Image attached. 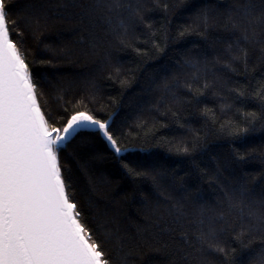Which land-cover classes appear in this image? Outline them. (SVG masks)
Here are the masks:
<instances>
[{"label":"trees","instance_id":"trees-1","mask_svg":"<svg viewBox=\"0 0 264 264\" xmlns=\"http://www.w3.org/2000/svg\"><path fill=\"white\" fill-rule=\"evenodd\" d=\"M9 2L56 5L69 0ZM75 2L88 5L96 0ZM119 3L120 8H113L111 13H96L95 24L85 26L83 35L91 32L95 36V48L89 46V40L82 41L80 32H74L79 25L56 19L49 22L39 40L27 36L24 48L31 69L48 76L50 86L45 89L48 95L40 102L48 105L45 110L52 112L56 126L62 127L66 123L64 117L78 107L76 102L94 90L95 102L89 106L101 118L119 113L114 128L122 140L121 146L131 142L143 148L122 154L137 167L140 176L129 175L110 146L99 137L90 138V149L84 147L83 137H77L61 154L65 174L71 179L70 194L83 209L87 225L101 241L110 264H120L122 241L109 234L108 220L112 221V231L119 229L120 233L135 235L136 226L153 215L158 198L159 211L167 212L165 196L170 197L169 204L183 197V208L191 222L201 218V205L205 208V219L215 217L222 200L219 185L213 187L208 174H214L218 166L226 169L223 178L230 184L235 183L230 173L237 178L251 177L248 179L251 200L246 199V210L261 209L264 201L261 175L264 120L259 115L261 101L253 95L264 91V30L256 27L253 31L250 27L245 40L243 32L233 33L229 21L230 9L251 4L258 13L264 7L262 0H158V4L155 0H119ZM164 4L170 6L169 11L164 10ZM137 6L155 30L151 43H145L152 39L151 32L133 15ZM203 9L207 10V25L201 22L198 30L178 37V30L196 20V13ZM109 16L110 24L105 22ZM121 19L129 25L126 44H121L115 35L122 31ZM165 29L170 37L167 41ZM157 44L162 51L156 50ZM237 47L247 50V70L242 57L234 58ZM137 48L145 51L137 52ZM188 60L196 62V67L188 64ZM165 81L171 91L164 87ZM177 81L179 85L173 87ZM90 82H94V89ZM237 89L246 93L243 102L236 99ZM57 90H63L64 99L72 101L67 105L68 113L59 107ZM252 112L256 113L255 121L248 125L249 131L243 138L221 131V126L230 122L244 127L242 115ZM192 157L200 165L198 170L193 167ZM157 184L163 193L157 190ZM240 223L233 213L227 225L217 221L215 227L218 231L226 229L220 233V239L231 245L230 254L247 261L250 252L259 250L261 233L251 232L244 247L233 239V232L240 231ZM232 248L236 251L232 252ZM149 256L157 264H169L170 258L163 252ZM199 257L200 253H195L189 264H199ZM222 259L210 252L207 264H222Z\"/></svg>","mask_w":264,"mask_h":264},{"label":"snow or ice","instance_id":"snow-or-ice-1","mask_svg":"<svg viewBox=\"0 0 264 264\" xmlns=\"http://www.w3.org/2000/svg\"><path fill=\"white\" fill-rule=\"evenodd\" d=\"M155 2L158 4V0ZM120 7L119 0H96L88 5L78 4L75 0L56 5L12 4L9 0H0V264H110V257L104 252L101 241L95 238L96 233L87 225L83 209L75 196L70 194L71 179L65 174L67 169L61 154L66 153L77 137H83L84 147L89 149L92 143L90 138L99 137L110 146L129 175L140 176L137 167L122 154L143 148L131 142L121 146L122 140L114 128L119 113H109L107 119L101 118L89 106L95 102L94 90L89 92L87 98L81 97L76 102L78 107L64 117L66 123L62 127L56 126L52 122V112L45 110L48 105L40 102L48 95L45 90L50 86L48 76L31 69L24 48L27 36L39 40L53 19L68 20L79 25L74 32H80L82 41L89 40V46L95 48V36L91 32L83 35L85 26L95 24L96 13H111L113 8ZM163 7L166 12L170 10L168 4ZM77 8L79 12L73 11ZM133 15L139 17L151 32L152 39L145 41L151 43L156 33L151 23L145 21L140 6L135 8ZM196 17L191 24L178 30V37L198 30L201 22L207 25L206 9L198 11ZM229 21L233 33L241 31L247 40L250 27L253 31L256 27L264 30V7L258 13L251 4L230 9ZM105 22L111 23L110 16ZM119 27L122 31L115 35L121 44H126L129 25L121 19ZM164 38L165 41L170 38L167 29ZM155 48L162 51L158 44ZM135 50L145 51L139 48ZM247 55V50L240 47L234 52V58L244 59L246 70ZM186 62L196 67V62ZM90 84L94 89V82ZM178 85L179 81L173 87ZM164 87L172 90L166 81ZM236 91V99L243 102L246 93L239 89ZM57 93L59 107L68 113L67 105L72 101L64 99L63 90H57ZM253 95L261 101L259 115L264 120V91H257ZM255 118V112L244 113L241 117L246 121L244 127L230 122L222 125L221 131L243 138L249 131L248 125L254 123ZM184 151L187 154L188 150ZM192 163L195 169L200 168L195 157H192ZM223 170L218 166L214 174H208L211 185H219L222 200L215 217L205 219V208L201 205V218L191 222L183 208L184 198L169 204L170 197L165 196L163 203L167 205V212L159 211L161 201L158 198L153 215L136 226L135 235L120 233L119 229L112 231V221H106L109 234L122 241L120 264H157L149 256L153 252H163L170 258L169 264H189L195 253H200L199 264H207L210 252L219 254L223 258L222 264H264V201L261 202V209L248 207L246 210L245 201L251 200L248 187L251 177L237 178L230 173L235 180L230 184L223 178ZM261 175L264 178V173ZM153 182L156 183L155 176ZM157 190L163 193L158 184ZM233 213L241 222L240 231L233 232L235 241L247 247L245 240L250 233L254 230L261 233L262 244L258 251L249 253L247 261L230 254L231 245L220 239V233L226 229L222 227L218 231L215 227L217 221L227 225ZM189 224L194 226L190 227ZM235 251L232 248V252Z\"/></svg>","mask_w":264,"mask_h":264}]
</instances>
